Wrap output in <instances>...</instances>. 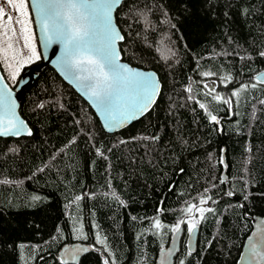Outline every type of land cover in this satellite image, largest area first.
I'll list each match as a JSON object with an SVG mask.
<instances>
[{"label":"trees","instance_id":"16d2710c","mask_svg":"<svg viewBox=\"0 0 264 264\" xmlns=\"http://www.w3.org/2000/svg\"><path fill=\"white\" fill-rule=\"evenodd\" d=\"M116 21L123 59L156 70L161 93L141 118L107 132L87 100L42 67L20 106L33 133L0 137V264H64L59 250L74 242L94 247L78 264H156L181 221L174 264H237L252 217L264 216V0H125ZM30 27L40 59L20 74L42 61ZM0 65L15 86L19 76ZM201 195L214 210L203 220L185 212Z\"/></svg>","mask_w":264,"mask_h":264},{"label":"snow or ice","instance_id":"6c2138e0","mask_svg":"<svg viewBox=\"0 0 264 264\" xmlns=\"http://www.w3.org/2000/svg\"><path fill=\"white\" fill-rule=\"evenodd\" d=\"M122 3L123 0H81V2L67 0V3L62 0H43V2L0 0V62L7 71V77L15 82L25 64L40 59L30 27L32 21L29 5H31L38 13L46 46L51 43L63 44V53L59 59L75 81L82 83L87 89L86 94L94 98V102L105 114L106 120L117 121L115 111L117 106L121 116L117 126L125 124L129 111L133 114H143L148 111L154 103L158 85L151 74L135 71L120 62L117 42L125 40V35L120 33L114 23L113 9L117 4ZM14 40L17 44H22V47L14 46ZM25 49L27 52L24 51ZM261 55L264 56V53ZM18 57L22 58L18 59ZM203 75L213 74L205 72ZM4 79L5 75L0 71V81ZM247 87L248 85L243 86V88ZM188 91L191 92L192 88L189 87ZM210 92L211 89L209 94ZM239 95L240 91L232 93L233 97ZM213 99L223 100L226 105L233 102L231 97L224 99L220 95H215ZM199 107L207 110V106L203 103H200ZM15 108V101L11 100L10 90L5 84L0 89V136L21 134L23 122L17 120ZM209 118L219 123L216 115L209 113ZM27 134H32L31 129H28ZM97 151L99 152V149ZM8 182L4 181V183ZM207 200H211V197L205 198L201 195L199 202L189 204L185 212L190 215L194 212L198 213L201 220L205 219L206 212L214 211L202 207ZM154 227L157 229L163 227L159 219L154 221ZM196 228L195 219L188 221V232H194ZM171 230L180 232V223L172 226ZM77 231L83 235L82 229ZM98 239L101 245L105 244L104 239H100L99 236ZM81 251L86 252L88 249H78L77 253ZM110 260L111 257L105 259L104 264H110Z\"/></svg>","mask_w":264,"mask_h":264},{"label":"water","instance_id":"95a60500","mask_svg":"<svg viewBox=\"0 0 264 264\" xmlns=\"http://www.w3.org/2000/svg\"><path fill=\"white\" fill-rule=\"evenodd\" d=\"M124 1L125 0H123V2ZM37 2H43V0H37ZM62 2L67 3V0H62ZM77 2H81V0H77ZM121 5L122 4H117L114 7L113 16H114V23L116 24L118 30L122 35H124L116 21V12ZM29 6L38 38L42 61L25 67L22 70L21 74L19 75L15 86H12L9 83L6 76L3 81H0V89H2L5 84H7V87L10 90L11 100L15 101L16 104V108H15L16 118L18 121L23 122V128L21 130L20 135L16 136L9 134L7 136H0V137H21L24 135H28L27 134L28 129H31V132L33 133V129L31 125L20 112L22 93L30 84L34 82L38 73L45 65L52 66L68 84H70L81 96H83V98H85V100H87V102L92 106V108L96 112L103 128L107 132H116L118 130L125 128L126 126L130 125L132 122L141 118L153 107V105L155 104L161 93L163 86V83L160 79L158 72L154 69H147L139 66H134L129 62H127L126 60H124L120 48V43L122 41H118L117 49L119 50V54H120V62L127 64L131 69L135 71L151 74L158 85V90L154 99V103L150 106L149 110L144 112L143 114L140 113L133 114L132 111H129L128 119L125 121V124L123 126H117L119 119H121L120 110L118 106L115 110L117 121L114 122L112 120H106L105 114L94 102V98H91L88 94H86L87 89L84 88L82 83L75 81L74 77L65 69L62 61L59 59V57H61L63 53V48H64L63 44L51 43L46 46L44 33L42 32L38 19V13L35 8H32L31 5ZM53 51H55V55H53ZM0 71L3 72L1 65H0ZM256 79L264 82V70L256 74ZM180 227H181V231L174 232L168 244L160 249L157 255L156 264H174L175 258L181 248V238L184 232V221L183 223H180ZM199 231H200L199 225H197L196 230L194 232H189L187 235V245L190 251L197 250ZM83 248H87L88 251L86 252L81 251L77 253L78 249H83ZM93 248L94 247L91 244H87V243H81V242L66 243L63 246H61L59 250V256L64 264H78L81 257L87 252L91 251ZM237 264H264V216L254 215L252 217V229L244 240Z\"/></svg>","mask_w":264,"mask_h":264},{"label":"rangeland","instance_id":"374dc122","mask_svg":"<svg viewBox=\"0 0 264 264\" xmlns=\"http://www.w3.org/2000/svg\"><path fill=\"white\" fill-rule=\"evenodd\" d=\"M30 20H32V21H33V18H32V19H30ZM13 43H14V46H16V47H22V44H17L15 40L13 41ZM5 46H6V45H5ZM24 51H25V52H27V50H26V49H25ZM20 58H22V57H20Z\"/></svg>","mask_w":264,"mask_h":264}]
</instances>
